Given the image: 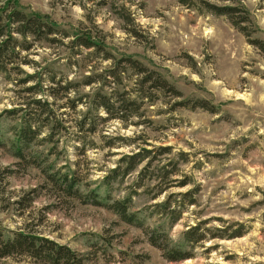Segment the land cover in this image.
Returning <instances> with one entry per match:
<instances>
[{"label":"rangeland","instance_id":"obj_1","mask_svg":"<svg viewBox=\"0 0 264 264\" xmlns=\"http://www.w3.org/2000/svg\"><path fill=\"white\" fill-rule=\"evenodd\" d=\"M14 1L61 33L56 42L16 34L30 48L17 47L0 71V233L52 239L81 264H264V0H204L246 10V33L202 0H0V13ZM80 34L101 38L104 50L73 44ZM128 56L181 94L140 98L126 62L120 84L106 75ZM52 78L68 90L52 92ZM116 91L137 103L134 114L96 104L97 93ZM29 123L39 131L25 147L16 131ZM135 153L142 160L123 175ZM44 171L75 176L81 198L59 192ZM117 200L138 224L110 208ZM151 234L163 235L164 250ZM173 246L188 258L169 261ZM0 264L47 263L14 255Z\"/></svg>","mask_w":264,"mask_h":264},{"label":"trees","instance_id":"obj_2","mask_svg":"<svg viewBox=\"0 0 264 264\" xmlns=\"http://www.w3.org/2000/svg\"><path fill=\"white\" fill-rule=\"evenodd\" d=\"M178 1L183 5H189L193 0ZM202 1L208 8L209 12L218 15H226L235 27L246 33L244 31L246 27L242 25L249 20L246 10L238 6H220L204 0ZM8 7L10 8V11L5 12V9H7L6 7L3 8V11L5 13H0V71L2 72L9 71V64L14 63V59L19 56V52L16 49L17 47H22L23 49L30 48L28 42H24L19 45L18 39L16 37L17 35H21L22 37H24V39L32 36L34 40H47L50 42H56L58 41V39L51 36H54L59 32L61 33V30L57 28V25L54 22L50 21L49 18H47L45 15L36 12L29 14L25 12L23 8H21V6L18 5L15 1L9 2ZM132 20V17H130L129 15L126 17L127 22H130ZM62 33L66 37L69 36L66 31H63ZM72 43H76L77 46L86 49L95 48L97 49V51L104 50L103 40L101 38H94L91 35H76L72 40ZM123 62H126L128 64L127 66L132 69L133 74L139 75L138 81L140 82L141 88H137L138 90H134L138 92L137 94L140 98L143 99L145 97H148V95L146 94H149L148 92L150 90H162L164 92H172V94H181L160 74H157V72L155 71L148 72L147 68L142 63H140L138 60L133 59L131 56L126 57V59H119L116 63V66L106 71V75L112 76V78H114V80H116L118 84L122 82L123 76L125 74V66L122 65ZM15 66L17 67H14L13 65L12 68L21 70L18 65ZM145 72H147L148 74H144ZM29 78H32V76H29ZM27 80L28 79H25V81ZM52 81L57 85L60 84V81L56 82L54 78H52ZM91 82L92 80L86 81V83L89 84ZM148 83L149 86L146 87ZM59 90L66 92L68 90V87L59 85L57 89H51V91L55 93ZM95 100L96 104L103 107L106 112H108L109 114L118 115L120 117L129 116L131 114H134V110H138L137 103L135 101L129 100L127 98L126 92L120 94L116 91L111 97H107L101 95L100 93H97ZM35 103L39 105L40 108L45 109V103L42 102L41 99L34 100V104ZM178 104L188 105L189 101H180ZM196 104H200V106L212 110V106L209 107L207 102L201 101V103H195V105ZM31 125V123L26 124V126L22 127L19 132L16 131L18 140L21 141L25 147L31 144V142L35 139L37 132L39 131L38 129H33ZM21 150H19V157L25 161V152ZM145 152L149 153L150 151ZM141 156V153H135L134 155L126 158L129 160L125 163L126 166L123 175H126L135 169V167L142 160ZM116 170L118 169L113 170V172ZM44 174H46L48 181L59 188V192H61L62 194L65 193L67 195L77 196L78 198H81V193L78 189H75V186L78 183V180L75 176H69L68 174L58 175L59 173H52L49 171H44ZM108 178L109 175L106 177V179ZM93 194L96 198L99 196L98 193L93 192ZM112 204L113 205H110V208L113 209L117 214H119L123 220L128 223L137 222L138 224V221L136 220V214L128 210L126 200H117ZM171 213H173V210L171 211ZM198 229V226H196L192 230L188 231V238L190 236V239L192 240L191 235L195 233L192 231H197ZM162 238L163 235L154 234H151V236L149 237L152 245L158 247L161 250H164L165 246H167L168 243L165 241V239L162 240ZM202 238L203 237H201V239ZM169 250V253L166 250L164 253L169 261H179L188 258V254L180 247L173 246ZM14 255H27L35 258L39 262H44L47 264H81L84 262V256L73 250L71 247L65 244H60L44 236L21 230L16 231L12 237H5L3 233H0V260L2 258Z\"/></svg>","mask_w":264,"mask_h":264}]
</instances>
